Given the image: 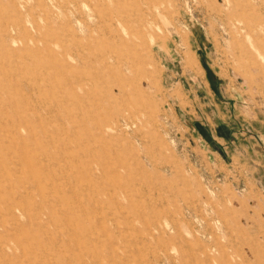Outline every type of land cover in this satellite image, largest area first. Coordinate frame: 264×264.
Segmentation results:
<instances>
[{
	"label": "rangeland",
	"instance_id": "374dc122",
	"mask_svg": "<svg viewBox=\"0 0 264 264\" xmlns=\"http://www.w3.org/2000/svg\"><path fill=\"white\" fill-rule=\"evenodd\" d=\"M0 264H264V0H0Z\"/></svg>",
	"mask_w": 264,
	"mask_h": 264
}]
</instances>
